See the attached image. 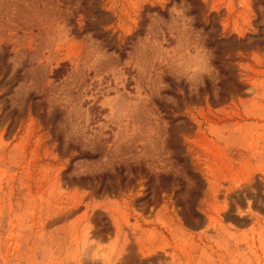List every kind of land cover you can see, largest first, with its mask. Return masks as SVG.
I'll list each match as a JSON object with an SVG mask.
<instances>
[{"label":"rangeland","instance_id":"374dc122","mask_svg":"<svg viewBox=\"0 0 264 264\" xmlns=\"http://www.w3.org/2000/svg\"><path fill=\"white\" fill-rule=\"evenodd\" d=\"M0 264H264V0H0Z\"/></svg>","mask_w":264,"mask_h":264}]
</instances>
